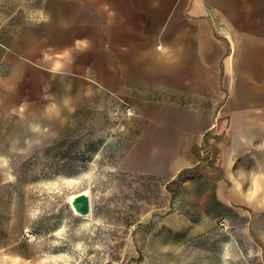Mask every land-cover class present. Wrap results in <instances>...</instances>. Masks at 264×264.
<instances>
[{
    "label": "rangeland",
    "instance_id": "1",
    "mask_svg": "<svg viewBox=\"0 0 264 264\" xmlns=\"http://www.w3.org/2000/svg\"><path fill=\"white\" fill-rule=\"evenodd\" d=\"M7 78L0 74V264H210L222 260L223 238L229 264H264V206L219 195L233 181L246 194L264 182V88L212 107L152 88L108 92L65 74H39L43 87L26 89ZM192 113L221 119L191 146ZM31 121L46 129L30 132ZM24 135L29 149L10 150ZM82 192L89 221L70 208Z\"/></svg>",
    "mask_w": 264,
    "mask_h": 264
},
{
    "label": "crops",
    "instance_id": "2",
    "mask_svg": "<svg viewBox=\"0 0 264 264\" xmlns=\"http://www.w3.org/2000/svg\"><path fill=\"white\" fill-rule=\"evenodd\" d=\"M44 73L239 105L264 88V0H0V74ZM220 117L192 113L189 144Z\"/></svg>",
    "mask_w": 264,
    "mask_h": 264
},
{
    "label": "bare ground",
    "instance_id": "3",
    "mask_svg": "<svg viewBox=\"0 0 264 264\" xmlns=\"http://www.w3.org/2000/svg\"><path fill=\"white\" fill-rule=\"evenodd\" d=\"M55 106V103L52 101H49L47 103V106L45 107V110H53ZM47 108V109H46ZM27 128L30 132L35 133V132H39L42 130H45L46 127L43 124H40L38 121H31L27 124ZM199 137V136H197ZM262 139L264 141V134L262 136ZM23 140L24 142L21 144L19 143V138L15 137L12 139V141L10 142V150L12 151H20V152H25L29 149V145L31 143V139L29 137V135H24L23 136ZM97 155V153H95L93 155V157L95 158ZM175 167H178L179 165H182L184 163H186L187 161H185V158H179V160L177 159L175 161ZM233 161H230L227 164V170H226V174L230 177H232L231 175V166ZM263 176H264V171H263ZM253 192L251 193H244L243 192V185H241L240 183L233 181V186L231 189H229L228 191L225 190V187L221 188L219 191V195H226L227 194V198H229L230 200H237V199H246V201H248L249 204H251L252 206L257 207L258 209H261L264 206V182H262V184L258 183V182H254L253 185ZM91 204V203H90ZM71 208V206H70ZM72 210V208H71ZM74 214V212H73ZM75 217L81 219L82 221H89L92 220V215H91V211L90 214L86 217H82V216H78L76 214H74ZM229 238H223L221 240L222 243V250L220 251V254L222 256V260H218L216 258L211 259L210 264H229L228 263V259L227 256L229 255ZM209 262H207L206 260H201L198 261L196 263H191V264H208Z\"/></svg>",
    "mask_w": 264,
    "mask_h": 264
},
{
    "label": "water",
    "instance_id": "4",
    "mask_svg": "<svg viewBox=\"0 0 264 264\" xmlns=\"http://www.w3.org/2000/svg\"><path fill=\"white\" fill-rule=\"evenodd\" d=\"M74 214L86 217L90 214V198L88 192H82L69 199Z\"/></svg>",
    "mask_w": 264,
    "mask_h": 264
},
{
    "label": "trees",
    "instance_id": "5",
    "mask_svg": "<svg viewBox=\"0 0 264 264\" xmlns=\"http://www.w3.org/2000/svg\"><path fill=\"white\" fill-rule=\"evenodd\" d=\"M192 154H193V153H192ZM195 156H196L197 160L199 161V160H200V159H199V157H198L197 155H195ZM211 166H212V165H211ZM197 169H198V168H197V166H196V167L194 168V170H195V171H197ZM212 169H214V170H215V167H214V166H212ZM220 178H221V174H220V175H218V176H217L215 179H216V180H219Z\"/></svg>",
    "mask_w": 264,
    "mask_h": 264
}]
</instances>
